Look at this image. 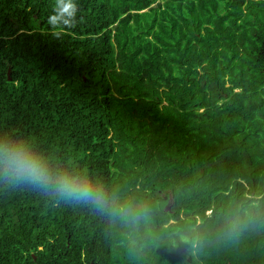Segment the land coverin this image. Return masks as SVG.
I'll return each mask as SVG.
<instances>
[{"label":"trees","instance_id":"trees-1","mask_svg":"<svg viewBox=\"0 0 264 264\" xmlns=\"http://www.w3.org/2000/svg\"><path fill=\"white\" fill-rule=\"evenodd\" d=\"M74 3L0 0V142L117 211L0 174V264H264V0Z\"/></svg>","mask_w":264,"mask_h":264},{"label":"clouds","instance_id":"clouds-1","mask_svg":"<svg viewBox=\"0 0 264 264\" xmlns=\"http://www.w3.org/2000/svg\"><path fill=\"white\" fill-rule=\"evenodd\" d=\"M77 11L78 6L74 0H56L47 20L53 29V37L59 39L65 29L76 26ZM0 174L14 183L30 184L46 192L51 190L65 200L91 204L101 212L109 209L117 211L112 209L109 198L101 187L92 185L80 176L54 172L42 156L23 142H0ZM118 211L128 215L131 209L120 208Z\"/></svg>","mask_w":264,"mask_h":264},{"label":"water","instance_id":"water-1","mask_svg":"<svg viewBox=\"0 0 264 264\" xmlns=\"http://www.w3.org/2000/svg\"><path fill=\"white\" fill-rule=\"evenodd\" d=\"M7 74H8V78L10 79L11 78V76H10V68H8Z\"/></svg>","mask_w":264,"mask_h":264}]
</instances>
